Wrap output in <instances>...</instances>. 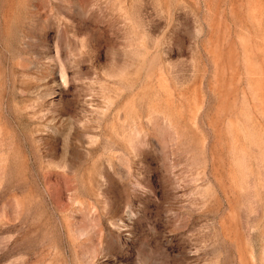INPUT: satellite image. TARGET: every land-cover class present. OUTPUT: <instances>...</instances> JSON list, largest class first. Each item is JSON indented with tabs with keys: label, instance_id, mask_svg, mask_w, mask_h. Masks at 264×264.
Wrapping results in <instances>:
<instances>
[{
	"label": "rangeland",
	"instance_id": "374dc122",
	"mask_svg": "<svg viewBox=\"0 0 264 264\" xmlns=\"http://www.w3.org/2000/svg\"><path fill=\"white\" fill-rule=\"evenodd\" d=\"M0 264H264V0H0Z\"/></svg>",
	"mask_w": 264,
	"mask_h": 264
}]
</instances>
